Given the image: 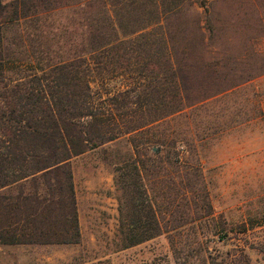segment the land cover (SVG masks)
<instances>
[{
    "label": "rangeland",
    "instance_id": "374dc122",
    "mask_svg": "<svg viewBox=\"0 0 264 264\" xmlns=\"http://www.w3.org/2000/svg\"><path fill=\"white\" fill-rule=\"evenodd\" d=\"M154 1L143 8L167 11L157 22L165 40L149 38L134 51L151 71L136 81L126 68L134 60L114 55L104 69L95 66L90 86L111 126L156 120L143 135L123 134L71 158L78 242L0 244V264H264V0ZM34 2L56 8L46 13L56 34L50 44L64 54L75 49L81 18L96 33L103 21L96 1L84 14L76 0ZM116 11L123 22L138 16ZM130 43L125 49L133 53ZM151 86L168 88L143 105ZM163 99L179 110L162 116ZM138 101L142 110L133 112ZM132 136L139 150L147 137L168 146L160 166L156 159L143 172L159 233L125 246L114 169L134 157ZM155 148H147L150 155ZM174 154L179 160L171 164Z\"/></svg>",
    "mask_w": 264,
    "mask_h": 264
},
{
    "label": "trees",
    "instance_id": "16d2710c",
    "mask_svg": "<svg viewBox=\"0 0 264 264\" xmlns=\"http://www.w3.org/2000/svg\"><path fill=\"white\" fill-rule=\"evenodd\" d=\"M95 1L103 5V21L97 33L81 18L79 30L73 32L75 39L79 38L75 49L64 54L61 47L54 51L50 44L56 34L54 22L46 13L56 9L54 6L38 4V8L34 0H0V244L78 242L71 158L123 134L143 135L144 127L156 120L140 119L128 124L123 120L111 126L108 119H103V110L93 102L90 77L96 67L102 65L104 69V63H110L106 57H113L114 61V55L126 54L128 57L122 58L134 60V67L126 68L135 70L131 74L136 81L145 76V71H151L148 60L139 58L134 51L147 46L149 38L165 40L163 32L157 31L161 27L157 22L167 11L161 13L157 6L147 11L143 8L154 0L75 3L80 14H84ZM120 8L126 9L127 16H138L123 22L122 13L116 11ZM60 31L57 39L61 34L65 36L66 26ZM6 40L12 42L10 51ZM126 42H131L129 48L133 53L125 49ZM25 66L27 71L22 74ZM150 88L144 92L143 105L168 87ZM116 98L117 95L110 97L112 102ZM138 102L133 112L142 110L143 105ZM161 106L162 116L179 110L164 99ZM134 140L132 136L134 157L121 161L114 169L121 211L120 233L125 246L159 233L143 172L154 166L156 159L160 166L162 146H168L161 137H147L142 144L153 142L158 148L150 155L147 148L151 150L153 145L139 150L138 141ZM165 156L170 158L169 152ZM178 160V154L167 159L171 164ZM128 208L129 214L123 215Z\"/></svg>",
    "mask_w": 264,
    "mask_h": 264
},
{
    "label": "water",
    "instance_id": "95a60500",
    "mask_svg": "<svg viewBox=\"0 0 264 264\" xmlns=\"http://www.w3.org/2000/svg\"><path fill=\"white\" fill-rule=\"evenodd\" d=\"M156 149V148H155Z\"/></svg>",
    "mask_w": 264,
    "mask_h": 264
}]
</instances>
